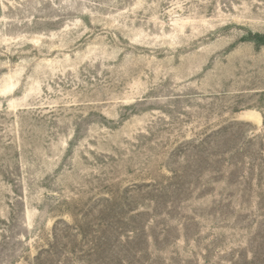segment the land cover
<instances>
[{
    "label": "rangeland",
    "instance_id": "obj_1",
    "mask_svg": "<svg viewBox=\"0 0 264 264\" xmlns=\"http://www.w3.org/2000/svg\"><path fill=\"white\" fill-rule=\"evenodd\" d=\"M264 0H0V264H264Z\"/></svg>",
    "mask_w": 264,
    "mask_h": 264
},
{
    "label": "trees",
    "instance_id": "obj_2",
    "mask_svg": "<svg viewBox=\"0 0 264 264\" xmlns=\"http://www.w3.org/2000/svg\"><path fill=\"white\" fill-rule=\"evenodd\" d=\"M255 42L264 46V35L263 34H256L255 35Z\"/></svg>",
    "mask_w": 264,
    "mask_h": 264
}]
</instances>
